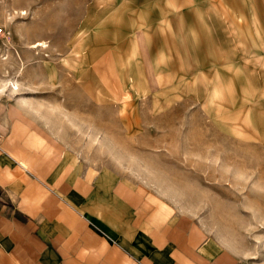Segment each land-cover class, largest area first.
<instances>
[{"label":"rangeland","instance_id":"rangeland-1","mask_svg":"<svg viewBox=\"0 0 264 264\" xmlns=\"http://www.w3.org/2000/svg\"><path fill=\"white\" fill-rule=\"evenodd\" d=\"M0 31L2 108L264 264V0H0Z\"/></svg>","mask_w":264,"mask_h":264},{"label":"crops","instance_id":"crops-1","mask_svg":"<svg viewBox=\"0 0 264 264\" xmlns=\"http://www.w3.org/2000/svg\"><path fill=\"white\" fill-rule=\"evenodd\" d=\"M9 111L0 106V264H243L166 197L86 170Z\"/></svg>","mask_w":264,"mask_h":264},{"label":"bare ground","instance_id":"bare-ground-1","mask_svg":"<svg viewBox=\"0 0 264 264\" xmlns=\"http://www.w3.org/2000/svg\"><path fill=\"white\" fill-rule=\"evenodd\" d=\"M38 46H45V44H44L43 41H37L34 44H32V47L37 48ZM13 87L16 88V84L15 83H13Z\"/></svg>","mask_w":264,"mask_h":264},{"label":"built area","instance_id":"built-area-1","mask_svg":"<svg viewBox=\"0 0 264 264\" xmlns=\"http://www.w3.org/2000/svg\"><path fill=\"white\" fill-rule=\"evenodd\" d=\"M1 32V31H0Z\"/></svg>","mask_w":264,"mask_h":264}]
</instances>
